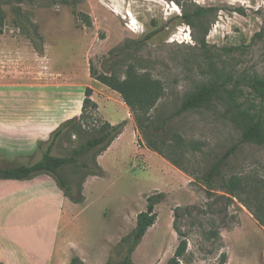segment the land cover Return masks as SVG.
Listing matches in <instances>:
<instances>
[{"label": "rangeland", "instance_id": "374dc122", "mask_svg": "<svg viewBox=\"0 0 264 264\" xmlns=\"http://www.w3.org/2000/svg\"><path fill=\"white\" fill-rule=\"evenodd\" d=\"M0 9L6 15L0 96L38 98L43 92L53 107L54 91L71 90L79 117V101L90 87L103 122H127L123 135L98 158L105 176L89 177L86 202L65 209V238L88 264L122 260V239L158 193L166 198L156 207L157 222L136 249L134 264H167L181 238L175 222L188 240L181 264H264V145L242 142L241 118L247 112L264 119L262 98L246 86L249 78L264 76V0H0ZM200 9L204 14L189 25L185 12ZM115 82L138 84L130 104L111 89ZM213 82L228 91L238 83L239 89L234 98H214L180 117L167 138L153 134L152 127L188 93ZM38 84L62 89L30 88ZM96 128L89 119L82 128L64 129L52 155L69 156ZM51 141L34 156L15 155V166L41 161ZM236 145L208 194L204 173ZM61 173L76 192L85 170L69 165ZM232 176L242 185L234 196L226 188ZM61 250L68 260L70 248L63 243Z\"/></svg>", "mask_w": 264, "mask_h": 264}, {"label": "crops", "instance_id": "0c3cea01", "mask_svg": "<svg viewBox=\"0 0 264 264\" xmlns=\"http://www.w3.org/2000/svg\"><path fill=\"white\" fill-rule=\"evenodd\" d=\"M37 87L62 89L60 85L30 86ZM70 91H54L53 107L47 105L43 92L38 98L0 96V166H15V155H36L40 143L48 142L61 124L74 118L78 100ZM18 105H23L22 110ZM25 105L31 107L25 109ZM73 204L47 175L26 181L0 180V264H71L75 256L88 264L78 246L65 238L62 221L66 207ZM63 243L70 248L68 260L61 256Z\"/></svg>", "mask_w": 264, "mask_h": 264}, {"label": "trees", "instance_id": "16d2710c", "mask_svg": "<svg viewBox=\"0 0 264 264\" xmlns=\"http://www.w3.org/2000/svg\"><path fill=\"white\" fill-rule=\"evenodd\" d=\"M204 14V10L200 9L193 15H189L185 12L184 16L187 19L189 25L194 24V17H200ZM6 15L5 12L0 9V35L4 33ZM34 34L37 38L41 39V36L36 27ZM41 49V50H40ZM42 52V48H39ZM119 53L115 56L118 58ZM107 72L110 70L107 69ZM92 76H93V72ZM246 86L256 92L262 98L264 102V76H253L248 79ZM111 89L119 93L125 103L130 104L132 99L138 92V84L135 82H115L111 84ZM239 85L235 84L234 90L228 91L222 84L218 82L204 83L196 90L188 93L180 105L164 117L159 123L152 127V132L159 138H167L174 123L183 115L199 111L206 105L210 104L214 98L224 99L226 94L231 98L235 97ZM93 90L87 87L85 90V97L81 109V115L74 117L63 124H61L51 135L52 141L50 142L47 150L44 152L42 160L33 165H19L0 167V180H15L26 181L32 180L40 175H47L51 177L59 189L62 190L64 196L72 203L82 205L86 202V196L84 195V185L89 177H104L105 170L99 164L98 158L103 156L113 143L124 133V129L127 122L124 121L118 125H114L110 122H103L99 117V105L93 100ZM241 118L243 122V135L242 142L247 144H254L257 146L264 145V119L260 114H250L243 112ZM89 119L94 121L96 135L88 139L86 143L79 148L73 150V152L67 157H55L52 155L54 143L62 134L64 129L71 126H78L82 128L84 123ZM43 143L39 144L41 148ZM238 146H233L225 153L216 157L215 161L206 170L203 175V182L207 186L208 194L212 195L213 182L223 177L224 170L228 167L231 158L235 155ZM94 153L92 162L81 163L82 159L88 158L90 154ZM69 165L81 167L85 170V174L81 179L79 188L76 192L69 185L68 179L61 173V170ZM241 180L237 176H232L226 182V188L230 195H236L241 189ZM166 198L165 193H158L148 198L147 211L141 212L137 217V224L135 229L126 237L122 239V243L126 246V252L122 260L118 264H134L133 255L138 246L143 241L147 232L152 228L158 218L156 211L157 205L161 204ZM174 228L179 234V245L174 253V256L170 258L167 264H181L188 250V240L182 234L175 222ZM71 264H85V262L78 256L73 257ZM225 264V262H223Z\"/></svg>", "mask_w": 264, "mask_h": 264}, {"label": "bare ground", "instance_id": "6f19581e", "mask_svg": "<svg viewBox=\"0 0 264 264\" xmlns=\"http://www.w3.org/2000/svg\"><path fill=\"white\" fill-rule=\"evenodd\" d=\"M97 189V188H96Z\"/></svg>", "mask_w": 264, "mask_h": 264}]
</instances>
